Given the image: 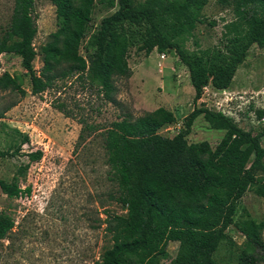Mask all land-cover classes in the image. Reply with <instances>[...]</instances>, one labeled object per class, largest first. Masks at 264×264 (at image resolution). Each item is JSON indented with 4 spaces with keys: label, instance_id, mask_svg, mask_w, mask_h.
Returning <instances> with one entry per match:
<instances>
[{
    "label": "trees",
    "instance_id": "1",
    "mask_svg": "<svg viewBox=\"0 0 264 264\" xmlns=\"http://www.w3.org/2000/svg\"><path fill=\"white\" fill-rule=\"evenodd\" d=\"M48 2L55 9L56 30L38 50V72L32 66L37 55L33 0H13L9 24L0 36V54L19 58L33 95L81 72L119 111L122 120L116 129L108 130L106 144L126 214L104 211L101 222L108 245L92 264H161L168 242L177 247L174 259L167 264H219L214 254L227 239L229 226L244 239L237 250H230L229 264H264V221L253 220L242 203L244 193L253 189L264 204V123L252 135L230 116L198 107L185 117L176 134L163 137L159 130L175 122L173 113L158 106L136 116L117 98L115 85L116 80L131 76L127 53L136 38L135 28H140L143 41L138 50L145 56L153 49L160 54L173 53L187 71L194 101L207 86L227 90L249 48H264V0H217L233 14L223 27V42L220 47L195 50L186 45L205 21L203 10L208 0ZM96 7L114 11L90 31ZM25 95L21 76L0 73V120ZM256 115L263 119L264 111L257 110ZM198 116L209 128L225 132L212 149L205 141H186ZM10 130L14 141L9 149L0 150V158L22 156L20 148L28 142L26 135ZM24 156L28 163L37 162L41 152ZM27 164L17 169L10 182L0 179V191L7 198L30 193L29 188L19 186ZM12 227L11 218L0 212V241Z\"/></svg>",
    "mask_w": 264,
    "mask_h": 264
},
{
    "label": "rangeland",
    "instance_id": "2",
    "mask_svg": "<svg viewBox=\"0 0 264 264\" xmlns=\"http://www.w3.org/2000/svg\"><path fill=\"white\" fill-rule=\"evenodd\" d=\"M12 5L13 0H0V36L9 24ZM32 10L37 26L33 41L37 55L32 66L38 72L41 67L38 50L55 32L56 19L48 0H33ZM113 11L96 7L90 31ZM203 16L205 21L187 42L189 50L220 47L223 27L233 18L232 11L217 0H208ZM209 22L215 25L211 27ZM135 29L136 38L127 53L131 76L115 81L117 98L126 108L136 116L158 106L171 111L175 122L159 130L167 138L176 134L185 117L198 107L230 116L252 135L259 132L264 123V118L258 119L256 115L257 110L264 111V48L256 45L249 48L227 90L216 91L207 86L201 98L194 101L187 71L176 56L169 53L160 57L156 49L145 56L138 50L143 41L142 31ZM2 72L21 76L26 95L0 120V150L9 149L14 141L10 128L26 135L28 142L20 148L22 156L0 158V179L11 181L17 169L28 163L24 154L40 151L41 158L28 163L19 178L21 189H30L27 198L22 194L9 199L0 191V212L13 221L11 231L0 241V264H92L108 245L101 222L104 211L126 214L123 192L112 172L106 144L108 130L116 129L122 120L119 111L104 100L98 85L90 83L84 73L70 74L43 93L33 95L19 58L0 54ZM224 133L209 128L203 117L198 116L186 141H205L212 149ZM261 145L264 146V140ZM242 203L253 220L264 221V204L253 189L244 193ZM225 234L227 239L214 254L219 264H229L230 250H237L244 241L232 226ZM261 238L264 242V231ZM176 247L175 242L167 243L161 264L174 259Z\"/></svg>",
    "mask_w": 264,
    "mask_h": 264
},
{
    "label": "built area",
    "instance_id": "3",
    "mask_svg": "<svg viewBox=\"0 0 264 264\" xmlns=\"http://www.w3.org/2000/svg\"><path fill=\"white\" fill-rule=\"evenodd\" d=\"M160 57H163V54H162V53L160 54ZM21 195H22V194H21ZM21 195H20V197H22ZM23 197L27 198V194H24Z\"/></svg>",
    "mask_w": 264,
    "mask_h": 264
},
{
    "label": "crops",
    "instance_id": "4",
    "mask_svg": "<svg viewBox=\"0 0 264 264\" xmlns=\"http://www.w3.org/2000/svg\"><path fill=\"white\" fill-rule=\"evenodd\" d=\"M163 58H164V56H163Z\"/></svg>",
    "mask_w": 264,
    "mask_h": 264
}]
</instances>
